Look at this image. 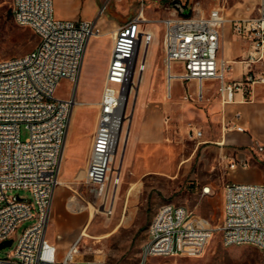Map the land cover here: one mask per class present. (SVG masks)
<instances>
[{
  "label": "built area",
  "instance_id": "built-area-1",
  "mask_svg": "<svg viewBox=\"0 0 264 264\" xmlns=\"http://www.w3.org/2000/svg\"><path fill=\"white\" fill-rule=\"evenodd\" d=\"M144 2L140 0L138 15L114 33L83 176L108 215L113 213L121 183L114 163L124 142L127 101L136 77H142L147 67L146 51L155 38L144 15ZM12 12L20 26L35 32L38 43L24 54L0 60V243L11 239L13 245L18 226L34 218L35 222L24 230L14 250L0 257V264H107L81 257L82 235L60 254L47 233L53 194L61 185L64 145L75 104L73 98L58 97L56 92L62 80H78L87 44L102 34V24L100 19L58 17L54 0H12ZM227 21L222 7L198 14H182L174 8L159 21L169 97L175 79L185 83L186 99L197 100L206 96L204 82H215L216 95L224 106L235 102L237 93L245 99L256 84H264V0H258L255 16L233 20V30L249 43L247 55L239 60L248 67L241 79L231 77L232 62L219 58L221 30ZM142 48L145 53L140 57ZM174 63H180L183 71L175 73ZM189 82H196L197 90L188 89ZM241 117L237 111L233 120H224V134L246 131L239 123ZM22 124L29 132L25 140L21 137ZM189 131L194 138L203 136L201 129ZM258 148L264 151L263 146ZM239 164L248 167L247 160L232 156L228 167L235 170ZM13 190H25L30 197H10L8 192ZM211 192V185L202 186V195ZM216 231L221 232L225 246L250 245L264 251V182L227 181L223 185L222 219L217 226L185 206H160L157 230L148 235L138 264H150V258L158 256H199Z\"/></svg>",
  "mask_w": 264,
  "mask_h": 264
},
{
  "label": "rangeland",
  "instance_id": "rangeland-1",
  "mask_svg": "<svg viewBox=\"0 0 264 264\" xmlns=\"http://www.w3.org/2000/svg\"><path fill=\"white\" fill-rule=\"evenodd\" d=\"M172 1L144 2V15L149 21L148 28L155 32V38L146 51L147 67L142 77H136L135 87L127 101L128 118L124 142L114 163L115 171L121 174V183L114 198L111 215L101 210V199L89 191L83 175L81 176L87 162V157L83 158L81 143L74 153L64 154L61 178L66 180L69 194L76 195L77 198L53 199L47 233L57 234L60 247L64 250L86 230L87 234L84 233L81 240L83 258L99 257L98 259L105 260L107 264H138L142 246L150 235L160 206L167 203L185 206L211 225L217 226L222 219L223 185L227 181L264 182V151L258 148L264 147V84H256L253 92L246 95L245 99L251 102V108L242 113L239 122L246 131L239 132L242 137L237 144L224 145L228 155L225 161L223 157H216L214 149L206 147L215 146L213 141L220 140L224 117V109L219 103L215 88L203 100L191 97L186 99L185 83L175 79L171 82L172 97L168 96L166 66L163 62V27L159 21L174 12ZM180 2L183 5L190 4L191 14L208 13L214 7H222L228 19L225 25L231 27L232 36L240 40L242 47H247L248 41L233 30L232 24L233 20L255 16L258 0ZM54 7L58 17L74 11L77 18L100 19L102 24L113 28L115 32L118 26L138 15L141 3L140 0H54ZM111 38L110 33H104L96 39L97 57L91 67L85 61L81 80L71 82L64 79L58 86V97L74 96L75 103L82 102L75 109L81 108L76 115L77 120H71L70 133L80 132L85 135L93 128L102 95ZM37 43L35 32L16 22L12 12V0H0V60L24 54ZM144 53L145 49L142 48L140 57ZM220 55L228 57L230 52L223 49ZM237 59L241 60L243 57L240 55ZM173 70L180 73L183 68L180 63H174ZM243 77L244 73L236 79ZM186 86L188 89L192 88L188 83ZM147 103L160 105L159 121L162 122L159 144L151 149L158 151L162 162L155 164L162 168L152 169L150 173L142 167L146 147L137 145L142 135ZM190 128L201 129L204 136L194 138ZM234 132L237 131H230L227 136L232 137ZM28 134L25 124H22V140ZM204 140L208 141L202 143ZM232 156L240 161L247 160L248 167L239 164L237 169H229L228 163ZM205 184L212 186V192L202 195L201 188ZM16 194L30 197V193L25 190L8 192L10 197ZM34 222L35 218L18 226L13 235V245L0 249V257L14 250L24 230ZM150 264H264V251L250 245L225 246L221 232L216 231L201 255L151 257Z\"/></svg>",
  "mask_w": 264,
  "mask_h": 264
},
{
  "label": "crops",
  "instance_id": "crops-1",
  "mask_svg": "<svg viewBox=\"0 0 264 264\" xmlns=\"http://www.w3.org/2000/svg\"><path fill=\"white\" fill-rule=\"evenodd\" d=\"M59 17L76 19L77 13L72 11V13L70 14H62ZM78 18H81V17H78ZM104 33H110L112 35V38L109 41V57H108V62H109L110 53H111L113 43H114L113 36L115 32L113 31V28H109L105 24H102V34ZM100 35L91 38L87 44L78 81L81 80L82 69H83V65L85 61L87 62L86 64L91 67L97 57L98 50H97V44H96L97 40L96 39H98ZM223 49H226L230 52V55L228 57H223L220 55V51ZM248 49H249V43L247 47H242L240 40L232 36L230 26L225 25L222 28L221 36H220L219 58L232 62V65H233V70L231 72L232 78L236 79L238 75H242L245 71L248 70L247 65L240 62L237 59L240 55L243 58H245V56L248 53ZM188 84L192 86L191 89L189 88L191 91L192 90L194 91L196 89V86H197L196 82H189ZM203 85H204V91L206 95L211 93L212 88H215V90L217 88V84L212 81H205ZM219 103L221 104V107L224 109V117H222V125L224 123V120L227 122L228 120H233L235 112L240 111L241 113H244V112L249 111L251 108V102L246 101V99H243V95L241 94V92L236 94L235 102L226 104L225 106L221 103L220 100H219ZM159 107L160 105L158 103H147L146 104L145 111H144V121H143V126H142V135L137 141L138 146L146 147L145 154L142 157V161H143L142 167H144L147 170V173H150L152 169L162 168V167H156V164H155L156 162H162V159L158 156L159 155L158 151L151 150L154 146L159 144V140L161 136L162 122L159 121V117L161 116V111ZM80 109L81 108L77 110H74V109L72 110L73 112H75V116H73V112H72L71 117H70V124H71V120L72 121L77 120L78 116L76 117V115L77 113H79ZM98 113H99V107H98V112L95 117L92 130L86 133L85 135L81 134L80 132L70 133L68 129V133H67L66 141L64 145L63 158H64V154L67 155L69 152L74 153L78 149V146L81 143L83 158L87 157L88 159V155L90 153V149H91V145L93 141V136H94V133L97 127ZM241 118L239 119V122ZM222 125L220 128V135H219L220 140L213 141V143L216 144L215 146L206 145V147H209L210 149H214V151H216V157L218 158L223 157L225 161V158H228V155H227L226 149L224 148V145L225 144H231V145L237 144L240 138L242 137V133L234 132L235 134L232 137H229L227 136L229 132L224 134L222 130ZM203 136H204V133H203ZM207 141L208 140H204L202 141V143H206ZM86 168H87V162H86ZM85 171H84V174H85ZM84 174L82 173L81 176L82 175L84 176ZM79 177H75V178H79ZM66 186H67L66 182L65 184L59 185L54 191L53 199L54 198H77L76 195L69 194V190ZM48 237L52 242L58 245L60 254H63L66 249L63 250L60 247L61 244L58 241V235L57 234L48 235Z\"/></svg>",
  "mask_w": 264,
  "mask_h": 264
},
{
  "label": "water",
  "instance_id": "water-1",
  "mask_svg": "<svg viewBox=\"0 0 264 264\" xmlns=\"http://www.w3.org/2000/svg\"><path fill=\"white\" fill-rule=\"evenodd\" d=\"M172 7L178 9L182 14H190V10H191L190 4L189 5H183L180 2V0H173L172 1ZM72 98L75 101L74 96ZM11 245H12V240L11 239L6 240V241L0 243V249L6 248V247L11 246Z\"/></svg>",
  "mask_w": 264,
  "mask_h": 264
},
{
  "label": "bare ground",
  "instance_id": "bare-ground-1",
  "mask_svg": "<svg viewBox=\"0 0 264 264\" xmlns=\"http://www.w3.org/2000/svg\"><path fill=\"white\" fill-rule=\"evenodd\" d=\"M93 38V37H92ZM82 102H80V101H77L75 104H74V110L77 108V106H79L80 104H81ZM73 112V111H72ZM61 174L62 173H60V184H65V180L63 179V178H61ZM101 205V204H100ZM94 206V205H93ZM90 208V207H89ZM94 208V207H93ZM101 210H104L105 211V209H104V207L102 206V209ZM100 211V210H99ZM95 213V212H94ZM93 216V211H92V209H91V217ZM84 230V229H83ZM156 230H157V216L155 217V219H154V222H153V225L151 226V229H150V232H156ZM84 233H86L87 234V231L86 230H84V232H82V234L81 235H83ZM99 257H97V259H98Z\"/></svg>",
  "mask_w": 264,
  "mask_h": 264
}]
</instances>
